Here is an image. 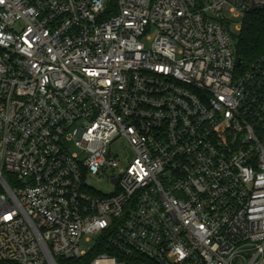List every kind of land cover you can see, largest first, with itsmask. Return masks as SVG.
I'll return each mask as SVG.
<instances>
[{
  "label": "built area",
  "instance_id": "1",
  "mask_svg": "<svg viewBox=\"0 0 264 264\" xmlns=\"http://www.w3.org/2000/svg\"><path fill=\"white\" fill-rule=\"evenodd\" d=\"M261 10L0 0V261L264 264V57L236 50Z\"/></svg>",
  "mask_w": 264,
  "mask_h": 264
},
{
  "label": "trees",
  "instance_id": "2",
  "mask_svg": "<svg viewBox=\"0 0 264 264\" xmlns=\"http://www.w3.org/2000/svg\"><path fill=\"white\" fill-rule=\"evenodd\" d=\"M114 2L115 0H110L112 5ZM236 50L244 65L264 57V10L249 13L244 17L241 31L237 35ZM103 250L105 249L92 253L90 257ZM0 264L18 263L0 261Z\"/></svg>",
  "mask_w": 264,
  "mask_h": 264
},
{
  "label": "rangeland",
  "instance_id": "3",
  "mask_svg": "<svg viewBox=\"0 0 264 264\" xmlns=\"http://www.w3.org/2000/svg\"><path fill=\"white\" fill-rule=\"evenodd\" d=\"M152 37L155 36V30H153V32L151 33ZM149 44V43H147ZM126 148H127V142L124 139H119L116 143H114V145L112 146V152L114 154H118L120 155L121 159L125 160L127 153H126ZM110 175V171L107 174L101 175V180L100 181H96L95 178H91L92 180L95 181L96 185L101 188L103 191L105 192H109L112 191L115 187L112 186L109 182H108V176ZM90 245L89 242L85 243V246Z\"/></svg>",
  "mask_w": 264,
  "mask_h": 264
},
{
  "label": "water",
  "instance_id": "4",
  "mask_svg": "<svg viewBox=\"0 0 264 264\" xmlns=\"http://www.w3.org/2000/svg\"><path fill=\"white\" fill-rule=\"evenodd\" d=\"M241 62V58H239V60H238V63H240Z\"/></svg>",
  "mask_w": 264,
  "mask_h": 264
}]
</instances>
